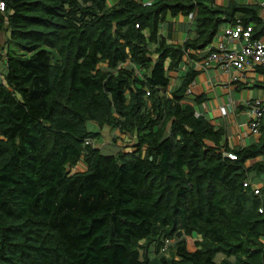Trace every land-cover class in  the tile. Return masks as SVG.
<instances>
[{"label": "trees", "instance_id": "16d2710c", "mask_svg": "<svg viewBox=\"0 0 264 264\" xmlns=\"http://www.w3.org/2000/svg\"><path fill=\"white\" fill-rule=\"evenodd\" d=\"M261 9L0 0V264H264V116L233 148L184 103L200 71L171 78L225 24L264 40ZM178 16L195 27L183 45L160 33ZM105 128L130 144L104 153Z\"/></svg>", "mask_w": 264, "mask_h": 264}, {"label": "crops", "instance_id": "0c3cea01", "mask_svg": "<svg viewBox=\"0 0 264 264\" xmlns=\"http://www.w3.org/2000/svg\"><path fill=\"white\" fill-rule=\"evenodd\" d=\"M154 0H147L151 3ZM217 6L228 7L232 1L240 4L259 5L261 17L264 10V0H214ZM232 26L225 24L218 32L216 39L211 47L201 52L203 57L213 48L212 52L222 41L225 29ZM161 36L168 43L174 45H183L188 39L195 37V27L189 17L178 16L168 17L167 21L161 26ZM264 42V40H262ZM228 46L232 50L239 51L246 44L245 41L229 42ZM205 58L203 61L204 62ZM189 58L181 65L179 73L171 74L173 86L179 85V78L182 73L196 63ZM200 70V69H199ZM198 70V71H199ZM174 88V87H173ZM204 95V96H203ZM189 98L184 103L194 106L198 113L205 117L217 129L225 131V141L235 148L248 147L260 141L261 134L254 133L251 129L252 105L256 101L263 102L264 106V68L255 67L249 71H239L230 69L222 70L218 65L213 64L201 69L195 83L189 89ZM203 96L204 102L197 104L193 97ZM227 110V114H222V109ZM126 138V137H125ZM264 161V157H259L252 161ZM252 184L255 188L264 186V174L260 177L253 175ZM264 241V238L263 240Z\"/></svg>", "mask_w": 264, "mask_h": 264}, {"label": "built area", "instance_id": "2783aa9c", "mask_svg": "<svg viewBox=\"0 0 264 264\" xmlns=\"http://www.w3.org/2000/svg\"><path fill=\"white\" fill-rule=\"evenodd\" d=\"M264 15V10L262 12ZM193 16H190L192 19ZM253 27H246L242 22H238L234 27L225 29L223 39L218 43L217 47L204 62L195 63V69L201 71L210 65L216 64L222 70L228 71L235 69L239 71H249L255 67L264 68V42L262 40H254ZM245 41V45L239 51L232 50L229 48L227 41L239 42ZM222 114L226 115L227 110L222 109ZM264 116L263 102L256 101L252 105V122L250 124L251 129L254 133H259V121ZM196 117H201V114L196 112ZM231 158H234L231 155ZM247 186V185H245ZM255 194H259V188H254Z\"/></svg>", "mask_w": 264, "mask_h": 264}, {"label": "rangeland", "instance_id": "374dc122", "mask_svg": "<svg viewBox=\"0 0 264 264\" xmlns=\"http://www.w3.org/2000/svg\"><path fill=\"white\" fill-rule=\"evenodd\" d=\"M7 37H8V34L1 35L0 42L2 44H4ZM4 65H5V62L0 63V75H3L5 73V66ZM88 129L90 131H94V132L99 131V127L95 123H88ZM102 132H103L104 138L101 140L102 143H100L98 141L97 146L101 147V149L103 150L104 153H115L118 150L124 149L126 147V144H130V142H129L130 139L127 138L126 136H122L121 140L119 138L116 142H114L113 137H114L115 133L111 132L108 128H105ZM186 240L190 245H194L195 239L186 238ZM219 261H220V259H218V262Z\"/></svg>", "mask_w": 264, "mask_h": 264}]
</instances>
